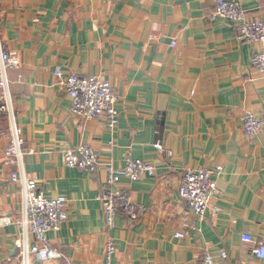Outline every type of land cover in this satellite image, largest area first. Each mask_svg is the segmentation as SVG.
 <instances>
[{
    "label": "crops",
    "instance_id": "0c3cea01",
    "mask_svg": "<svg viewBox=\"0 0 264 264\" xmlns=\"http://www.w3.org/2000/svg\"><path fill=\"white\" fill-rule=\"evenodd\" d=\"M238 1L247 17L264 20V0ZM215 3L0 0V45L19 60L7 78L24 169L39 177L45 195L67 200V221L47 234L59 256L39 262L30 255L28 264H103L108 242L113 264H200L205 252L214 264H264L242 240L264 242V129L252 137L242 130L244 112L264 120V76L250 68L264 42L237 39L234 26L213 15ZM56 66L111 82L115 128L105 116L72 112ZM8 134L0 113V264H21V195L10 178L16 167L3 154ZM83 143L115 167L126 156L154 166L151 177L112 186L140 206L137 220L119 211L106 225L105 171L64 165V151ZM216 165L217 193L199 219L178 195L182 170Z\"/></svg>",
    "mask_w": 264,
    "mask_h": 264
},
{
    "label": "built area",
    "instance_id": "2783aa9c",
    "mask_svg": "<svg viewBox=\"0 0 264 264\" xmlns=\"http://www.w3.org/2000/svg\"><path fill=\"white\" fill-rule=\"evenodd\" d=\"M213 15L231 23L237 39L248 43L264 42V20L247 17L245 9L238 0H216ZM18 65L17 53L4 50L0 45V113L6 115L9 124L8 144L3 154L16 167L11 172L10 178L19 184L21 206L17 223L23 227L25 234L24 240L16 245L20 248L21 264H28L30 255L39 262L59 256L50 246L47 234L61 229L68 219V211L67 200L63 194L45 195L38 188L39 177L35 174H28L24 169L23 156L26 151L24 137L13 112L7 78L8 68L18 67ZM250 68L264 76V49L253 52ZM53 74L58 84L71 98V110L75 115L85 119L105 116L107 127L110 130L115 128L118 123V112L115 107L116 97L109 80L97 75L82 76L65 72L61 66H56ZM263 129L264 120L251 112H244L242 130L247 136H256ZM157 146L162 149L160 144ZM63 161L68 168H78L88 172H95L99 169L105 171L104 193L100 196V201L107 226H113L114 217L119 211L130 220L138 219L140 206L131 199L129 192L112 189V186L123 178L130 182H137L143 177L153 176V165L141 159L126 156L124 165L115 167L111 162H102L98 151L86 143L64 151ZM220 173L221 166L219 165L213 168L188 166L182 170L178 195L199 219L203 218L211 199L217 193V179ZM3 222L8 223L9 220L4 219ZM27 234L33 238L31 244L26 241ZM183 235L182 232L176 234L178 237ZM242 240L253 244L252 256L264 260V242L254 241L249 234H243ZM114 251V243L108 242L103 264H113ZM225 255L224 251L220 252L221 258ZM200 264H214L208 252L204 253Z\"/></svg>",
    "mask_w": 264,
    "mask_h": 264
}]
</instances>
